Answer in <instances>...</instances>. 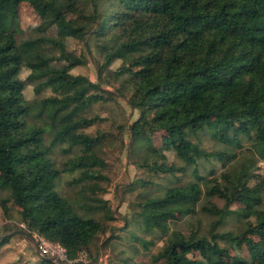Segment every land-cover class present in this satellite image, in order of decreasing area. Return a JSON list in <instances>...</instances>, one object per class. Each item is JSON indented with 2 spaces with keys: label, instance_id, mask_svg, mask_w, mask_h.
Returning <instances> with one entry per match:
<instances>
[{
  "label": "trees",
  "instance_id": "16d2710c",
  "mask_svg": "<svg viewBox=\"0 0 264 264\" xmlns=\"http://www.w3.org/2000/svg\"><path fill=\"white\" fill-rule=\"evenodd\" d=\"M24 2L43 30L55 27L83 44L89 36L101 42L97 82L70 73L85 61L60 41L18 39V7ZM78 9L89 12L88 23L72 18ZM114 61L120 66L111 71ZM54 62L64 65L43 73L34 89L50 88L53 94L28 103L19 72ZM104 74L121 79L131 92L127 105L139 112L137 120L123 126L129 136L127 157L135 154L137 167L170 176L156 189L142 181L148 189L137 197L138 226L162 240L152 263L264 264V211L237 233L219 231L241 218L231 207L248 199L251 169L264 161V0H0V190L20 209V232L60 243L69 259L80 250L91 255L107 231L111 236L103 247L119 238L107 225L115 217L101 197L105 178L96 169L104 167L98 153L105 135L86 132L101 119L84 114L113 94L122 97L100 86ZM160 132L163 149L174 152L182 166L164 164L163 149L151 141ZM202 136L219 148L206 152ZM244 142L249 146L242 154ZM57 146L65 155L77 150L61 167L53 157ZM201 159H215L222 171L214 175L210 169L208 177L202 176ZM67 172L77 176L66 182L68 195H60L56 184ZM187 172L192 179L183 182ZM176 216L208 222L203 228L197 220L186 236L162 224ZM8 236H0V248ZM130 237L142 250L154 246L134 233ZM243 246L248 260L230 255L229 247ZM40 264L57 263L41 258Z\"/></svg>",
  "mask_w": 264,
  "mask_h": 264
},
{
  "label": "rangeland",
  "instance_id": "374dc122",
  "mask_svg": "<svg viewBox=\"0 0 264 264\" xmlns=\"http://www.w3.org/2000/svg\"><path fill=\"white\" fill-rule=\"evenodd\" d=\"M18 28L17 37L19 40L37 39V38H53L60 41L65 50L74 57L81 58L85 61L82 66L75 67L71 70V74L81 75L88 78L92 82H97L99 67L102 63V55L98 46L101 45L98 39L89 36L86 38L85 44L78 40L67 37L59 33V31L52 27L43 30L40 27V19L32 10L28 3H21L18 7ZM77 21L89 22V12L78 9L72 15ZM62 63H49L41 67L26 69L23 68L19 72V77L24 82L23 95L28 103H34L41 99L47 98L53 94L50 88H44L39 92H35V87L41 81L43 73L58 70L63 67ZM120 66V61H114L110 70L115 71ZM100 86L113 93L122 94L119 97L113 94L108 101L98 102L87 111L85 115L88 117L97 116L101 120L94 126L86 129L89 134L101 132L105 135L101 150L98 153L99 158L104 162V167L96 168L105 180L100 181L104 192L101 197L105 199L111 209L115 220L108 222V227L114 228L115 235L118 239L111 240L105 247L102 243L111 236V231H107L102 237L96 240V249H92V254H88V262L95 264H116L119 260L127 259L130 264H154L151 256L155 254L162 245V240L158 235H151L144 233L141 226H138V211L139 194L148 189L142 186V181L152 182L155 188L161 185H167L170 176L167 174H155L144 167H137L140 164L138 157L135 154L127 157V143H129L128 134L123 131V126L130 124L139 118V112L131 110L126 103V99L130 96V90H125L122 86V81L119 78H109L104 74L100 81ZM106 96V95H105ZM34 119L31 118V122ZM36 121V120H35ZM38 122V121H37ZM163 133H156L152 136V145L157 149H163ZM249 144L244 142L238 150L244 154ZM200 147L206 152H211L219 148V145L209 136L200 137ZM54 159L58 167L70 159L77 153L74 149L71 154L65 155L61 153V146L54 149ZM162 155L165 157V165L182 166L183 163L177 158L174 152L163 149ZM161 162L162 160H158ZM213 169V174L218 175L222 171L221 164L215 159H201L199 161L198 172L204 177H208V172ZM187 172L186 176L182 178L183 182L192 177ZM253 175L249 181L251 191L248 193V199L243 204H234L231 209L235 213L241 215V218L236 220H229L226 227L219 231L232 230L235 233L240 231L244 223L255 224L258 213L264 211V161H258L254 168L251 169ZM79 175V174H78ZM77 176V172L73 174H62L56 184L55 191L60 195H68L69 191L66 187V182ZM175 183V181H172ZM158 191V190H156ZM1 200H5L6 213L1 207ZM221 205V201H217ZM20 209L11 203L6 192L0 190V236L7 235L8 242L0 248V264H11L18 261L19 264H40L41 255L37 253V244L34 234L28 237L22 233H14L15 230L20 231L24 225L20 220ZM197 220H200L203 228L206 226L208 220L204 217L192 218H166L162 224L168 228V231L179 230L184 235L188 236L191 229L197 227ZM202 228V231H203ZM12 231L11 233H9ZM134 233L139 239L145 241H152L154 246L150 250H142V245L133 242L130 234ZM255 241H258L255 238ZM259 243V242H258ZM135 246V248H132ZM231 256L240 257L248 260V252L246 247L236 250L229 247ZM192 257L195 259L197 255Z\"/></svg>",
  "mask_w": 264,
  "mask_h": 264
},
{
  "label": "built area",
  "instance_id": "2783aa9c",
  "mask_svg": "<svg viewBox=\"0 0 264 264\" xmlns=\"http://www.w3.org/2000/svg\"><path fill=\"white\" fill-rule=\"evenodd\" d=\"M34 237L37 249L42 257L53 258L57 262L64 264H89L88 254L85 250L78 251L74 259H69L65 247L60 243L51 242L43 235L36 233H34Z\"/></svg>",
  "mask_w": 264,
  "mask_h": 264
},
{
  "label": "water",
  "instance_id": "95a60500",
  "mask_svg": "<svg viewBox=\"0 0 264 264\" xmlns=\"http://www.w3.org/2000/svg\"><path fill=\"white\" fill-rule=\"evenodd\" d=\"M21 233L20 231H15L14 233ZM37 253H38V255H39V251H38V249H37ZM40 256V255H39ZM41 258H45V257H42V256H40ZM48 262H55V263H57V264H64V263H60V262H57L55 259H53V258H45Z\"/></svg>",
  "mask_w": 264,
  "mask_h": 264
}]
</instances>
